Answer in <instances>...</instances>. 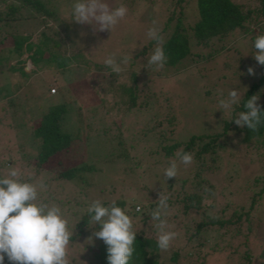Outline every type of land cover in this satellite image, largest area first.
<instances>
[{
    "label": "rangeland",
    "instance_id": "obj_1",
    "mask_svg": "<svg viewBox=\"0 0 264 264\" xmlns=\"http://www.w3.org/2000/svg\"><path fill=\"white\" fill-rule=\"evenodd\" d=\"M42 2L46 8H52L51 16L25 7L30 12L29 19H17L9 24L0 22V39L7 35L3 44L0 43V132L4 134L0 135V156L8 160L19 155L17 163L9 159V164L4 161L3 165L20 168L23 179L35 173L32 180H43L46 186H51L46 189L50 190L48 192L41 190L39 198L61 207L69 230L73 229L80 213L93 199H100L106 205L112 200L122 199L134 212H145L148 216L147 221L142 223L129 215L132 222L135 219L133 231L156 241V222L151 220L149 213L158 205L159 192L168 196L177 191L184 178L188 180L184 186L187 189L194 181L190 174L194 168L193 161L188 165L178 162L177 176L164 179L163 169L176 156L165 158L158 150L157 140L152 141L147 136L140 138L142 132L147 133V119L154 115L162 116L168 109L173 111L176 121L169 137L175 140L219 130L221 122L230 115V112L222 113L217 109L220 93L226 97L227 92L235 88L242 94L257 77L256 71L254 75L245 73L250 65L247 56L250 47L245 40H240V34H236L227 38L226 50L216 51L208 58L186 56L175 66H151L147 70L146 58L152 53L145 51L143 55H137V52L148 41L146 31L152 26V21L155 20L160 27L164 15L175 9L173 1L107 0L111 7L123 4L128 9L125 18L112 32L96 31L92 25L72 21L74 0ZM18 3L20 0H0V11H4L8 4ZM191 7L192 3L188 2L182 8L184 25H190L193 20ZM250 29L257 32L254 25ZM24 32L33 33L32 43L39 42L41 45L34 51H44V54L42 61L33 69L26 62L21 74L15 64V54L10 53L8 58L2 54L13 47L10 34ZM213 47L210 44L206 47L189 44V50L199 54H205ZM113 53L118 61L123 55H132V60L122 73L106 76L104 73L109 69L104 66L103 60ZM47 54L54 58L48 59ZM239 55L242 58L240 63L237 61ZM232 70L235 74L230 73ZM132 71L137 74L134 86L128 77ZM131 85L137 90L134 105L126 108L130 102ZM49 86L55 89L53 94L48 92ZM205 90L209 91L208 94ZM147 91L150 95L153 93L157 101L151 99V104L144 106ZM163 96L168 97V107L167 102L161 100ZM60 103L65 107L61 128L74 138L67 151L52 156L47 165L56 162L83 163L91 168L56 186L50 179L54 174L47 169H26L21 164L25 159L30 165L33 163L31 157L35 146L30 140L31 124L48 106ZM257 103L262 105L260 97ZM161 127H164L163 123ZM241 136L240 132L233 130L225 132L224 147L214 153L212 167L200 173L212 186L205 200L206 203L211 201L212 206L210 209L190 210L183 220L185 224L182 221L180 224L174 221L168 224V230L177 235L167 251L158 248L152 253L151 257L160 264H264V186L261 181L264 179V133L247 142L241 141ZM121 152L126 155L119 156ZM21 153L25 154L24 157L20 156ZM204 159L209 158L205 155ZM254 177L258 181H254ZM168 183L172 184L169 190L166 188ZM258 191L260 194L255 205L245 218L241 216L239 223L210 228L205 231V236L202 233L197 240L186 239L194 220L211 211H218L224 205L223 218L229 215L231 207L243 206L247 209L249 199ZM150 204L154 206L151 208ZM168 209L164 217L167 223L172 222L170 215L173 210ZM86 233L82 240L73 239L69 243L68 255L72 264H85L83 261L88 257L87 252L95 251L96 245L103 242L93 237L92 243H88L87 238L92 234L90 229ZM202 239L204 246L199 252L207 253L200 263L189 254V245L186 244H195ZM209 246L216 249L211 250ZM173 252H178L174 262L169 259Z\"/></svg>",
    "mask_w": 264,
    "mask_h": 264
},
{
    "label": "trees",
    "instance_id": "obj_2",
    "mask_svg": "<svg viewBox=\"0 0 264 264\" xmlns=\"http://www.w3.org/2000/svg\"><path fill=\"white\" fill-rule=\"evenodd\" d=\"M42 1L47 3L49 0H20V3L18 4H8L4 11H0V22L10 23V21L13 20L18 21L17 19H29V17H31L29 10L34 12L38 11L47 16H51L53 13L52 8H46L43 5ZM171 1L174 2L175 9H171L167 15H164V19L160 26L161 36L164 40L163 49L165 56L167 57V61L164 65L165 67L175 66L178 62H180L181 59L186 56L192 57V55H194L200 59L208 58L214 55L216 51L219 52L222 49L224 50L226 47L225 44H227L228 39H230L232 36H235L236 34H240V40H245L246 43H244L249 45L250 47V53L247 55L250 60V65L247 66V69L248 67H252L253 70L258 74H256V79L253 80L248 85V87L243 90L241 94V102L238 105L233 106V109L230 111L229 117L221 122L220 129L215 132L207 134H191L185 140H175L170 139L169 137L174 130V124L176 121V115L173 111H170L168 109L165 110L162 116L154 115L152 118L147 119V133L142 132L140 138L147 136L149 138H152L150 139L152 141L157 140L156 142L158 143V150L162 152L163 157L167 158L173 155L176 156V154L181 151L190 153L193 156L192 161L194 170L190 174L191 178H193L194 181L191 183V185H188L187 189H185V182H187L188 180L186 178L182 179L180 181L179 189L177 191L171 192L167 196L168 208L173 209L170 215L172 217V222H168L167 225L172 224L173 221L178 224H180V222L182 221V224H185L183 220H185L190 210L199 211L207 208L210 209V206H212L211 201L209 203L205 202L211 192L212 186L205 178L201 176L200 173L203 169H210V167H212L211 159L214 153L218 149L224 147L223 140L226 131L233 130V132L235 133L240 132L242 135L241 141L243 142H247L252 137L261 136L262 133H264V121H262V123L258 125L255 131H252L246 126H237L234 120H231L232 118L237 116L239 112L246 111V109H244L243 107V104L252 95H259V97L263 101L260 108L261 110H264V66L259 65L252 56L255 51L252 46L255 36L260 33H264V0ZM181 2H183L182 5ZM188 2L192 3L191 8L193 20L191 21L190 25H184L182 21L184 19V11L182 8H185V4H187ZM25 7L29 10H27ZM253 25L257 27V32H252V30L250 29V27ZM32 34L33 33L31 32H24L21 34L11 33L9 37H11L12 39L11 41L13 43V47L10 51L6 50L4 54H2L6 58H8L9 54L12 52L15 54V64H17L16 67L21 74L24 73V66L26 62H29L33 69L35 65L40 63V60L42 61L41 58H43L44 51H39L37 53L36 51H34L40 44L39 42L37 44L32 43ZM38 35L39 34H37V36ZM6 36L3 35L1 37L0 43L3 44ZM43 38L46 37H44L43 35ZM190 42L200 47H206L209 44L214 47L211 51H208L205 54H199L197 52H191L189 50ZM156 46L157 45L155 41L148 40L137 52V55H143L145 51L152 53ZM47 58L53 59L54 57H50L48 55ZM237 59L238 63L242 62V58L240 55ZM150 69L151 66L147 65V70ZM247 69L245 70V73H247ZM230 73L235 74V71L232 70ZM128 77L133 82L132 84L134 86L137 80V74L132 71L130 72ZM135 91H137L136 86L135 88H131L128 98V101H130L131 103L129 102L126 108L134 105ZM48 92L53 94L55 92V89L52 86H49ZM205 92L208 94L209 91L205 90ZM145 99H147V101ZM145 99L142 104L144 106H146V104L150 105L151 102L149 101L151 99L153 102L157 101V99L153 97V93H151L150 95L148 91L146 93ZM161 100L167 102L166 106H169L167 96H163ZM64 112L65 107L63 103L50 105L45 109V111L41 113L37 121L31 124L29 129L30 140L31 143L35 146V153L31 157L33 163L32 165H30L29 160L27 161V159H25L26 161H22L23 164H21L22 168L33 167L35 169H38L43 167L44 169H47L49 173L54 174L52 177H50V179L51 183H55L56 186L58 184H62L64 182L63 180H72L78 175V173L89 171L91 168V166L87 164L85 165L83 163L69 164L67 162H56L47 165V162L50 161V158L52 156L67 151V149L73 142L74 135L61 128V120ZM162 123L164 124V127H161ZM0 135L4 134L0 132ZM160 142H163V144H160ZM0 152L2 153V147L0 148ZM175 152L176 154H174ZM24 155L25 154L23 153L20 154L21 157H24ZM118 155L123 157L126 154L124 152H121ZM205 155L209 158L208 160L204 159ZM18 156L19 155H17L16 158L9 157L8 160H5L2 158V156H0V175H3V173L6 172V167L8 166L10 160H14L17 163L16 159L18 158ZM4 161H8L7 166L3 165ZM25 162L27 163L24 164ZM124 168H127V166H125ZM254 179V181H258L257 177H254ZM261 181L262 185L264 186V179ZM29 182L35 181L31 180ZM49 187L47 186L46 189H48ZM171 187V183H168V185L166 186L167 190H169ZM44 191L48 192L50 190ZM41 192L42 191L40 190L39 197L41 196ZM259 194L260 191H258L255 196H251L248 201L247 209H244L243 206L231 207L229 215L225 218L221 216V213L224 212L226 208L225 205L222 206L218 211L215 210L211 211V213L202 215L200 219L194 220V225L190 230V233L186 236V239L190 240L192 238L194 240H197L199 236H202V233L203 236H205V231L210 228H221L227 224L231 225L239 223L241 216L245 218L249 211L253 208L256 203L255 200L259 196ZM45 202L47 201L45 200ZM116 202L118 206L125 210L126 214L133 216V218H136L142 223L147 221L148 216L145 212H134L132 207H127L122 199L116 200ZM154 204H150L149 206H151L152 208ZM145 210H147V206ZM132 223H135V219ZM74 225L75 229L73 236L70 239V243L73 239L76 241L82 240L84 238V235L87 234L86 230L88 229H90L92 234L93 229L89 227L90 222L89 216L87 214V208H85L82 213H80L79 218ZM95 227L98 228L99 225H96ZM186 245H189V254L194 255L195 259H198L199 262L202 263V259L205 258V255L207 253L199 252L200 248L204 246V239H202L201 242H195V244ZM133 247L134 252L129 261V264H160V262L156 258L151 257L152 253L158 249L157 243L154 239L136 234V240L134 241ZM214 248L215 247H211L210 249L214 250ZM87 254L88 257H86L83 261L86 262L85 264H108L106 245L104 244V242L98 243L96 245V250L89 251L87 252ZM177 257L178 252H173L170 255L169 259L174 262ZM184 257H186V254H184ZM4 264H11L7 257H5Z\"/></svg>",
    "mask_w": 264,
    "mask_h": 264
},
{
    "label": "clouds",
    "instance_id": "obj_3",
    "mask_svg": "<svg viewBox=\"0 0 264 264\" xmlns=\"http://www.w3.org/2000/svg\"><path fill=\"white\" fill-rule=\"evenodd\" d=\"M128 9L123 4L111 7L107 0H74L71 9L72 21L92 25L96 31L112 32L127 15ZM146 37L156 42L152 54L148 56L147 65L163 68L167 57L163 49L161 29L155 20L146 31ZM252 56L259 65L264 66V33L255 36ZM132 55H123L119 61L115 53L103 60L109 69L104 75L120 74L129 65ZM247 73L254 75L252 67ZM218 100V108L222 113L230 112L233 106L241 102V93L232 88ZM259 95H252L243 104L246 111H241L232 118L239 127H247L255 131L264 121V110L257 103ZM216 109V110H217ZM193 156L187 152H178L176 159L168 161L162 171L165 180L175 178L179 164L188 165ZM22 179L20 168L8 165L6 172L0 175V264L5 257L11 264H72L68 255V246L73 236L69 230L68 220L64 217L61 207L39 198L38 190H46L43 180L29 182ZM158 205L149 215L155 221L157 230L156 243L161 251H167L177 233L168 230L164 218L168 208V197L158 194ZM92 235L87 238L92 243L93 237L106 245L108 264H129L134 252L136 232L133 231L132 219L115 200L107 205L100 199H93L87 207ZM99 225L98 228L95 226Z\"/></svg>",
    "mask_w": 264,
    "mask_h": 264
}]
</instances>
